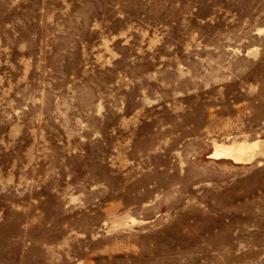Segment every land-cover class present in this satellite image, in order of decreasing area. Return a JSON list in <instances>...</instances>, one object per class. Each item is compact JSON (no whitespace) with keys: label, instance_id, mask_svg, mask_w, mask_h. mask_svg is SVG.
I'll use <instances>...</instances> for the list:
<instances>
[{"label":"rangeland","instance_id":"obj_1","mask_svg":"<svg viewBox=\"0 0 264 264\" xmlns=\"http://www.w3.org/2000/svg\"><path fill=\"white\" fill-rule=\"evenodd\" d=\"M0 264H264V0H0Z\"/></svg>","mask_w":264,"mask_h":264},{"label":"bare ground","instance_id":"obj_2","mask_svg":"<svg viewBox=\"0 0 264 264\" xmlns=\"http://www.w3.org/2000/svg\"><path fill=\"white\" fill-rule=\"evenodd\" d=\"M236 151L237 155H233V152ZM216 157H230L233 156V158L238 161L241 159H245V153H244V147L243 146H237L236 148L230 147V148H221L219 151L214 154Z\"/></svg>","mask_w":264,"mask_h":264}]
</instances>
